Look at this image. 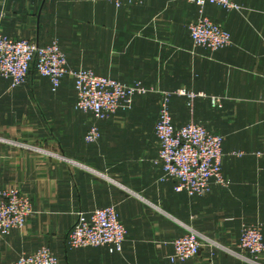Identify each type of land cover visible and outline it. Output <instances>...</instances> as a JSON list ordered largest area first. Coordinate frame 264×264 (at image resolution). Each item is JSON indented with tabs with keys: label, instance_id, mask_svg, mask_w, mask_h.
Listing matches in <instances>:
<instances>
[{
	"label": "crops",
	"instance_id": "crops-1",
	"mask_svg": "<svg viewBox=\"0 0 264 264\" xmlns=\"http://www.w3.org/2000/svg\"><path fill=\"white\" fill-rule=\"evenodd\" d=\"M232 1L239 10L204 7L232 41L210 51L193 45L188 24L199 12L184 0L119 8L105 0H0L1 34L40 46L56 40L69 68L154 90L98 120L76 107L70 77L52 90L33 67L14 88L0 76V188H17L32 206L23 228L0 236V264L42 246L59 264H253L239 256L250 258L238 242L243 226L259 228L264 240V0ZM180 89L202 95L189 104ZM163 92L176 128L193 121L223 136L226 186L188 196L160 179ZM92 125L100 137L88 143ZM108 206L127 231L122 251L70 247L78 213ZM186 226L198 233L199 252L172 263V241Z\"/></svg>",
	"mask_w": 264,
	"mask_h": 264
},
{
	"label": "built area",
	"instance_id": "built-area-1",
	"mask_svg": "<svg viewBox=\"0 0 264 264\" xmlns=\"http://www.w3.org/2000/svg\"><path fill=\"white\" fill-rule=\"evenodd\" d=\"M119 8L142 0H105ZM198 7L199 16L188 24V31L195 47L210 51L231 44V34L204 15L207 4L226 10H239L232 0H184ZM49 80L52 90L60 87L63 78L73 80L76 91V107L89 112L95 119L104 120L118 110L127 109L136 96L147 95L154 90L141 82L126 84L116 79L98 75L91 69L74 70L68 67L65 52L58 41L40 46L28 39H13L0 33V76L17 87L26 82L31 68ZM185 96L188 103L201 93L185 89L176 91ZM170 96L163 92L159 103V115L155 127L157 138L156 164L162 168V181H173L176 192L188 196H202L211 191L212 184H228L222 172L223 136L210 131L193 121L176 128L169 107ZM100 137L96 125L89 127L84 136L88 143ZM32 213L29 197L17 188H0V236L14 229L23 228L26 218ZM183 235L172 241L173 252L168 256L172 263H182L195 257L200 249L198 233L186 226ZM127 231L120 222L113 206L98 208L90 213L79 212L68 234L72 248L106 247L109 252H121ZM238 248L250 255L239 256L258 264L264 255L262 232L257 227L243 226ZM14 264H59L50 248L42 246L35 252L20 255Z\"/></svg>",
	"mask_w": 264,
	"mask_h": 264
}]
</instances>
